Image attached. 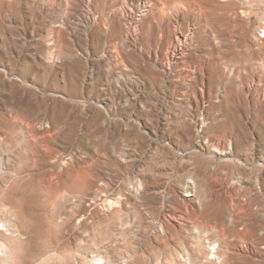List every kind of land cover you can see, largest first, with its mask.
Here are the masks:
<instances>
[{
  "label": "rangeland",
  "instance_id": "rangeland-1",
  "mask_svg": "<svg viewBox=\"0 0 264 264\" xmlns=\"http://www.w3.org/2000/svg\"><path fill=\"white\" fill-rule=\"evenodd\" d=\"M6 222L1 264H264V0H0Z\"/></svg>",
  "mask_w": 264,
  "mask_h": 264
},
{
  "label": "bare ground",
  "instance_id": "bare-ground-1",
  "mask_svg": "<svg viewBox=\"0 0 264 264\" xmlns=\"http://www.w3.org/2000/svg\"><path fill=\"white\" fill-rule=\"evenodd\" d=\"M177 50V49H176ZM2 125V124H1ZM3 128V127H2ZM43 130V129H42ZM4 134H5V141H12L15 140L17 142H20L21 144L28 146L31 150H33L34 148H36V144L38 143V139L41 137V134L38 133L36 130L34 129H24V128H7L6 130H3ZM3 135V134H2ZM4 136V135H3ZM47 136V135H46ZM19 139V140H16ZM3 139V138H2ZM2 141V140H1ZM3 142V141H2ZM8 143V142H7ZM203 150V149H202ZM55 152H52L51 150L46 151L45 152V156L47 158H51V155H53ZM19 155V154H18ZM30 164V163H29ZM27 163L24 161L23 162V166L21 169H29V167L31 168L30 165L26 166ZM34 166V165H33ZM20 169V170H21ZM19 170V171H20ZM24 170V171H25ZM33 170V169H32ZM31 170V171H32ZM42 170V169H41ZM18 171V172H19ZM22 171V170H21ZM17 172V173H18ZM26 172V171H25ZM23 173V172H21ZM20 174V172L18 173ZM27 175V174H25ZM29 175V174H28ZM57 175V174H56ZM24 176V175H23ZM41 176V175H40ZM19 178L21 177L18 176ZM28 177V176H27ZM50 178V175L48 176ZM52 177V176H51ZM56 178V177H55ZM29 179V177H28ZM47 179V178H46ZM37 180V179H36ZM28 181V180H27ZM52 181V180H51ZM50 182V181H49ZM36 183V184H35ZM57 183V182H56ZM55 184V183H54ZM16 185V184H15ZM17 187H15L14 191L8 196V200L10 202H12L14 204V206L16 207V209L18 210V213L21 216V220L22 222H26L27 220H29V216H31L33 218V216L36 214L35 210L44 208L46 206V202H48V199H46L45 197H50V192H49V188L51 185L48 184V181L44 180V179H39L38 181H35V179L33 177H30V180L28 183L24 184V182H20L18 185H16ZM62 186V185H61ZM73 186V185H72ZM53 190V189H52ZM56 190V188H55ZM62 191V189H61ZM54 193V191H52ZM58 193V192H57ZM26 205L28 208L31 209L30 213H26V211L23 210V205ZM48 206V205H47ZM47 208V207H46ZM11 222V221H9ZM9 222L6 223H0L3 224L2 227L5 228L6 231H8L12 226ZM21 222V221H20ZM32 223V222H31ZM29 226V225H28ZM1 228V227H0ZM3 230V228H1ZM0 229V230H1ZM36 229V228H35ZM43 233V232H42ZM36 234V233H35ZM44 235V234H43ZM37 236V235H36ZM33 247V245H31ZM35 247V246H34ZM39 248V247H38ZM30 249V248H29ZM34 250V249H33ZM33 250H26L28 251V255L25 257H22L21 259L23 260L22 264H31L30 259L37 257L38 255L41 256V252L43 250H35L33 252ZM3 248L0 246V257L2 258L3 255ZM37 259V258H36ZM1 260V259H0ZM99 260H97L96 262H94L95 264H99L98 262ZM1 262V261H0ZM34 262V260H33ZM1 264V263H0ZM20 264V263H19Z\"/></svg>",
  "mask_w": 264,
  "mask_h": 264
},
{
  "label": "built area",
  "instance_id": "built-area-1",
  "mask_svg": "<svg viewBox=\"0 0 264 264\" xmlns=\"http://www.w3.org/2000/svg\"><path fill=\"white\" fill-rule=\"evenodd\" d=\"M199 132H200V134H202V129H200V131H199Z\"/></svg>",
  "mask_w": 264,
  "mask_h": 264
}]
</instances>
